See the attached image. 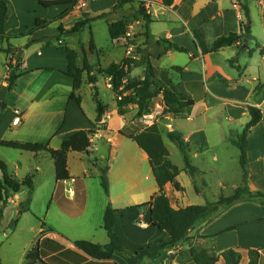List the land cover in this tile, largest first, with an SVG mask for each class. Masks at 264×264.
<instances>
[{
  "label": "crops",
  "instance_id": "0c3cea01",
  "mask_svg": "<svg viewBox=\"0 0 264 264\" xmlns=\"http://www.w3.org/2000/svg\"><path fill=\"white\" fill-rule=\"evenodd\" d=\"M145 1L148 2L147 14L153 20L149 25V45H145L146 21L142 11L138 12V7H142L140 0H79L76 6L49 8L40 5L39 0H8L10 16L5 27L7 35H22L32 29L37 20L54 21L60 16L62 19L32 35L10 40L15 49L21 50V65L17 64V74L21 76L11 92L5 79L7 62L11 56L3 51L8 47L7 42L0 39V105L7 102L0 118V141L46 143L53 149H59L77 132L95 131L90 155L69 153L71 179L62 183L56 180L54 161L48 153L36 155L17 150V154L11 152L6 157V153L1 151L3 147H0V159L8 165L11 176L19 182L34 176L33 189H24L8 198L0 222V233L3 231L9 246L17 245L18 234L23 237L20 254L23 253L25 258L37 241L46 237L65 250L76 252H79L74 245L76 241L108 244L109 237L103 227V219L109 203L119 211L115 231L128 249L155 253L170 241L166 232L158 230L150 222L151 208H138L148 203L158 192L154 175L151 176V159L146 148L152 139L151 133L140 131L133 134L135 129L132 124L138 106L128 103L120 107V99L113 90L111 79L100 72L126 58L123 43L110 37V25L125 23L137 43L147 49L158 81L167 87L174 86L178 93L195 102L188 118L172 119L171 131H177V122L180 120L199 122L195 132L181 133L187 142L195 144L190 147V155L193 152L195 157H200L207 151L205 131L209 123L215 124L218 129L222 126H239L243 131L250 121L247 112L249 106L258 107L264 113V88L257 98L254 97L257 86L264 84V56L260 50L250 55V50L255 48L257 42L264 47V0H174L171 7L164 6L163 0ZM244 5L250 11L254 40L249 41L246 47L233 46L212 53L210 50L216 39L240 32L241 24L246 22ZM79 22L87 23L80 31L62 36V41L78 53L79 67H83L85 51L89 64L94 68L93 75L97 78L93 85L88 74L84 73L82 87L76 93L82 98L81 105L70 98L73 80L66 75V51L51 40L60 34V25L67 33ZM92 39L94 48H91ZM103 40L105 45L102 44ZM172 45L184 48L187 52L177 51ZM146 70L147 65L132 68L125 83L143 80ZM95 91L106 110L102 121L97 120ZM105 92L113 95L109 102L103 100ZM130 93L127 92L125 96ZM15 110L22 114V122L18 126L12 124ZM210 112H214V115L209 116ZM166 123L171 122L163 121L160 124ZM127 129L133 132L129 133ZM138 137L143 139L144 144L136 139ZM160 139L168 153L165 159L174 164L167 147L171 141L167 135H162ZM236 139L225 137L224 142L231 143ZM248 140L250 167L252 159L264 157V119L252 130ZM95 157L101 167L109 166V197L101 186L100 168L92 163ZM145 164L150 166L145 179L152 180L154 186L144 185L141 169ZM177 168L180 171L177 181L182 190L175 191L171 183L165 186L172 206L179 209L206 205L208 202L203 203L200 199L204 192L196 189L195 184L196 177L204 176L205 170L196 167L197 172L192 176L186 171L185 164ZM187 174L191 178L187 187L193 188L189 191L180 180ZM249 179L254 186L251 174ZM115 185L122 188L121 193L113 192ZM37 191L46 193L47 208L34 214L39 223H31L29 227L25 223L22 225L20 223L24 216L33 215L34 205L38 206ZM124 195L128 196V202H120L123 207L116 206L114 202ZM144 196L147 197L145 200L138 201ZM8 207L12 210L11 214L7 211ZM235 208L255 211L234 226L218 227L222 217ZM230 210L217 211L200 222L190 232L186 242L165 250L157 259L147 256L135 259L115 253L114 261L118 264H195L189 252L194 245L208 249L211 246L218 254L235 247L264 249L262 207L234 206ZM230 228L235 229L225 232ZM14 259H17L16 255ZM218 264H223V261Z\"/></svg>",
  "mask_w": 264,
  "mask_h": 264
},
{
  "label": "trees",
  "instance_id": "16d2710c",
  "mask_svg": "<svg viewBox=\"0 0 264 264\" xmlns=\"http://www.w3.org/2000/svg\"><path fill=\"white\" fill-rule=\"evenodd\" d=\"M79 0H39L40 5L49 8L53 6L70 5L76 6ZM174 4V0H163V5L171 7ZM144 6V4H142ZM142 8V13L146 21V42L145 45H149L150 42V30L149 25L153 22L152 18ZM246 22L241 24L240 32L231 33L228 36H222L216 39L211 47V52H218L224 48L233 46L248 45L249 41L254 40L252 36L251 26L247 21L250 19V11L247 6H243ZM10 16V7L8 0H0V39L6 41L8 44L7 49L3 50L8 56H11L10 66L12 72L10 73L8 82V91L11 92L17 85V80L21 74H17V70L21 65V55L17 49L11 44L10 40L18 37L32 35L35 31L49 27L56 21L62 19L58 17L54 21L37 20L35 26L28 32L22 35H7L5 33V27ZM87 22L77 23L71 31L64 32L62 25L59 26L60 34L54 37L53 41L57 42L66 51L68 60L67 76L73 80V92L70 95L71 99L82 103V98L77 96V91L80 90L83 84L84 73L88 74V78L91 84L95 85L97 78L93 75L94 68L89 64L85 51L83 57V67H79L77 64L78 53L69 48L62 41V36L65 34H74L81 30ZM128 32L127 25L123 22H117L109 27V34L112 40H118L125 36ZM50 44V43H49ZM174 49L180 52H187L186 49L177 45H172ZM91 48H94L93 39L91 41ZM260 50L261 55L264 56V47L260 43H256L255 48L250 50V55ZM19 55V60L13 61L14 57ZM13 62V64H12ZM143 65H147L145 78L139 81L126 82L132 68H138ZM101 74L108 76L111 79L114 92L121 97L118 101L119 106H123L128 103H133L138 106V113L136 118L140 117L146 104L163 93L165 103L167 106V112L174 115L177 119L188 118L195 102L189 100L174 90L172 87H167L161 84L155 76L154 68L150 62L149 54L147 51H142L141 59H128L125 58L121 63H112L107 69L100 71ZM264 88V84L257 86L254 97L257 98ZM131 92L129 95L125 94ZM94 100L97 105L98 121H102L105 116V106L98 98L97 92L94 95ZM247 112L250 116V121L245 125L242 134L237 140L232 141V144L236 146L240 151V165L243 172V187H239L235 193L230 197H220L218 202L214 204L206 205H193L186 208L176 209L172 206L170 199L165 192V186L171 183L174 190L179 192L182 190L180 183L177 181L180 171L169 160H166L167 150L164 148L160 137L151 134L149 140L150 144L147 148L148 154L151 159V167L154 178L158 185V192L152 196L151 200L139 206L138 208L150 207V222L152 225L162 232H166L170 241L164 243L161 248L155 253H149L145 251H132L128 249L122 242L121 238L115 231L117 209L113 208L109 203L103 219V227L108 234L109 243L106 245L94 244L89 241H76L74 243L76 249L81 252L73 250H65L63 246L56 243L52 239L46 237L39 239L36 245L28 251L25 258V264H118L114 261V254L120 253L128 257L135 259H141L149 257L151 259H157L161 256L162 252L167 249L177 246L179 243L186 242L189 239V234L196 226L208 219L211 215L215 214L221 206H230L235 202L241 200L244 196H254L249 190L248 183L250 173L248 170V137L252 130L257 127L264 119V113L261 109L255 106H249ZM1 118V114H0ZM123 133V132H122ZM95 135L94 130H82L74 134L69 140L65 141L59 149H53L46 143H30L19 141H0V147L10 148L20 151L21 153L39 154L41 152L48 153L53 161L56 173L57 182H65L71 179L68 170V155L70 152L84 153L90 155V149L92 147V138ZM168 139L174 143L183 158L186 171L192 176L197 172L195 166L191 163L190 144L184 139V136L178 131H171L167 134ZM140 143H143V139L136 138ZM146 144V143H145ZM92 163L100 168L101 171V186L106 193L110 196V183L108 178L109 166L101 167L98 163V159L95 157ZM0 222L3 217V209L6 206L8 198L15 193H18L24 189L34 188V176H28L23 181H17L13 176L9 174L8 165L5 161L0 159ZM257 197L262 198L260 206L264 210V192L258 191L255 194ZM264 222V218H263ZM230 228L225 232L234 230ZM204 238V237H202ZM190 255L195 264H217L221 260L223 264H264V249L255 250L251 248L235 247L229 248L218 254L213 249L203 248L199 245H194L190 248Z\"/></svg>",
  "mask_w": 264,
  "mask_h": 264
},
{
  "label": "rangeland",
  "instance_id": "374dc122",
  "mask_svg": "<svg viewBox=\"0 0 264 264\" xmlns=\"http://www.w3.org/2000/svg\"><path fill=\"white\" fill-rule=\"evenodd\" d=\"M140 5L144 8V10L148 13V9L145 6V3L140 0ZM144 4V6L142 5ZM142 11L141 7H138V12L140 13ZM102 44H106V42L103 40ZM147 51L145 46L142 44H137L136 52L139 55V59L142 58V51ZM19 60V55L14 57V62ZM11 61L8 60L7 62V77L6 80L9 79L10 73L12 72V68L10 66ZM13 64V62H12ZM236 75V74H235ZM174 90V86H171ZM177 91V90H176ZM96 92V91H95ZM178 92V91H177ZM113 97L111 93H104L103 94V100L105 102H109V100ZM3 105L7 106V102H3L0 105V114L5 111V108H3ZM209 116H213L214 112H210L208 114ZM172 119H177L174 115H172ZM134 124H132V127L135 129V132L133 130L127 129L126 131L133 134L136 132H144V133H151L156 136H166L169 130L164 124H156L152 128H145L143 125H141L138 122V119L135 117L133 120ZM173 122V121H168ZM199 122H185L181 121L177 122V131L184 134H190L195 132L196 124ZM215 124L209 123L206 127V140L208 142V148L206 149L205 153L201 155L200 157H195L194 153L192 152V165L198 168H202L205 170V175L200 176L198 175L195 179L196 189L199 191L204 192L203 195L200 196V199L203 203L207 204H214L218 202L220 197H230L232 196L235 191L239 187H243V172L240 165V151L239 149L232 144V142H227L224 138L227 137L229 139H238V134H242V129L239 126H230L225 127L222 126L218 129V127L214 126ZM181 130V131H180ZM236 139V140H237ZM235 141V140H234ZM190 147L194 146L195 144L190 142ZM167 147L170 152V160L178 167H182L184 165V161L182 158V155L178 149V147L172 143L168 142ZM207 147V146H206ZM194 150V148H193ZM199 150V149H198ZM1 151H4L6 153V157H9V154L11 152L18 153L15 149L10 148H2ZM261 157V156H259ZM257 157L256 159H252L251 166L249 167L248 163V170L251 174V177L253 178V184L252 186L250 184V179L248 183L249 190L254 194V196H244L241 200L235 202L234 204L230 206H221L218 211H226L230 210L234 206H255L260 207L261 202L263 201L262 198L257 197L255 194L258 191L264 192V157L260 159ZM216 158V159H214ZM168 160V159H167ZM149 165L145 164V167L141 169V174L143 172L142 178L144 180V185L146 187L148 186H154L153 181H147L145 179L147 171H148ZM144 170V171H143ZM47 169H45V173H47ZM153 177V174H151ZM204 179H203V178ZM190 176L183 175L181 177V181L184 184V186H188V181L190 180ZM205 180V181H204ZM127 181V180H126ZM128 182V181H127ZM121 187L115 185L113 187V192H119L121 193ZM188 191L189 189L193 190L192 187H187ZM37 200H38V206L33 207L34 214H37V212H41L43 209L46 210L48 202H46V193H41L39 191L36 192ZM193 195V194H192ZM195 197V195H193ZM147 197L144 196L143 198L139 199L138 201L141 202V200H145ZM129 200L128 196L124 195V197L119 198L118 201H115V205L118 207H123L120 202L127 203ZM172 201L174 202V199L172 198ZM145 209V208H143ZM7 211L9 214H11L12 210L10 207L7 208ZM254 209L245 210L241 208H235L234 210H230L228 214H226V217H222V222L218 227L222 226H234L236 223L242 219V218H248L251 216V214H254ZM259 211V210H257ZM32 213L28 214L27 216H24V218L21 220V223H25L26 226H31V223H39V220L33 216ZM24 221V222H23ZM42 222H45L44 219L41 220ZM7 232V231H5ZM11 232H9L10 234ZM17 237V235H16ZM23 237L18 234V243L17 245L13 244V247L9 246V244L6 243L5 237L3 235V231L0 233V258L2 260V264H25V255L23 253L20 254V248L21 244L23 242ZM206 242H204V245ZM207 246V245H206ZM209 249L212 250V247L210 246ZM17 257V259H14V257ZM218 264V263H217Z\"/></svg>",
  "mask_w": 264,
  "mask_h": 264
},
{
  "label": "built area",
  "instance_id": "2783aa9c",
  "mask_svg": "<svg viewBox=\"0 0 264 264\" xmlns=\"http://www.w3.org/2000/svg\"><path fill=\"white\" fill-rule=\"evenodd\" d=\"M145 3L147 7L148 2L145 0H141ZM125 48L126 58L128 59H139V55L136 52L137 41L134 37H132L131 33L128 31L127 34L119 39ZM121 99V97H119ZM167 106L165 103L164 94L160 93L157 97L150 100L146 106L143 114L138 117V122L143 125L145 128H152L156 124H160L163 121H172V114L167 112ZM15 118L13 119L12 124L14 126H18L22 122V114L19 110L14 111ZM169 130L173 129L172 123H166L165 125ZM71 193V192H70ZM142 226H144L142 224Z\"/></svg>",
  "mask_w": 264,
  "mask_h": 264
},
{
  "label": "water",
  "instance_id": "95a60500",
  "mask_svg": "<svg viewBox=\"0 0 264 264\" xmlns=\"http://www.w3.org/2000/svg\"><path fill=\"white\" fill-rule=\"evenodd\" d=\"M247 23L250 26V20H248ZM244 46L246 47L247 45L245 44ZM3 108H6V105H3Z\"/></svg>",
  "mask_w": 264,
  "mask_h": 264
}]
</instances>
